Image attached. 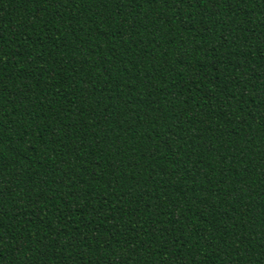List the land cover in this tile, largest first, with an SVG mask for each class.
<instances>
[{"label":"trees","instance_id":"trees-1","mask_svg":"<svg viewBox=\"0 0 264 264\" xmlns=\"http://www.w3.org/2000/svg\"><path fill=\"white\" fill-rule=\"evenodd\" d=\"M0 264H264V0H0Z\"/></svg>","mask_w":264,"mask_h":264}]
</instances>
